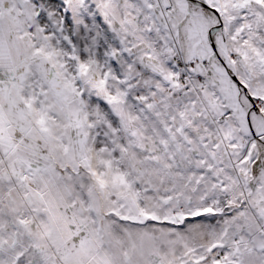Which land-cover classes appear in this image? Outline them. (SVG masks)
Returning <instances> with one entry per match:
<instances>
[{"label":"snow or ice","instance_id":"obj_1","mask_svg":"<svg viewBox=\"0 0 264 264\" xmlns=\"http://www.w3.org/2000/svg\"><path fill=\"white\" fill-rule=\"evenodd\" d=\"M0 264H264V0H0Z\"/></svg>","mask_w":264,"mask_h":264}]
</instances>
